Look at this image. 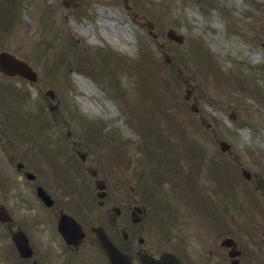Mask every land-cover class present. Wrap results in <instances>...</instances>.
<instances>
[{"label": "rangeland", "instance_id": "rangeland-1", "mask_svg": "<svg viewBox=\"0 0 264 264\" xmlns=\"http://www.w3.org/2000/svg\"><path fill=\"white\" fill-rule=\"evenodd\" d=\"M80 1L66 7L62 0H19L10 13L12 32L5 26L0 29V40L6 38L7 48L26 59L38 75L31 84L12 83L25 92L24 101L19 102L17 94L14 98L18 111L21 108L31 117V123L23 122L22 126L27 135L30 133L25 140L32 137L37 144L28 140L25 145L27 150L33 149L32 164L38 156L46 159L47 167L58 163L69 166V157L58 143L67 131L83 143L78 149L87 148L92 158L99 155L101 159L103 154L92 145V123H97L96 129L104 124V144L116 141L118 145L106 150L117 156L133 157L139 154L138 149L158 152L165 149L159 144L167 137L171 148L176 145L181 151L171 154V172L175 171L171 207H175L169 212L168 204L161 214L168 217L169 212L172 218H180L181 224L189 223L188 203L195 197L189 194L192 182L202 186L208 199H218L222 198L220 189L246 182L240 167L252 168L254 155L264 165V0H216L217 7L209 15L193 7L201 0H128L135 17L125 10L122 0ZM24 3L26 6H21ZM148 21L156 25V39L148 34ZM168 28L183 37L181 43L167 38ZM114 37L113 44L108 42ZM99 45L120 54H96ZM164 54L169 55V62ZM152 59L156 64L143 72ZM100 61L105 67L98 65ZM254 84L260 87L259 94ZM47 90H52L53 96ZM191 104L197 106L196 112L190 109ZM114 130L117 139L111 135ZM152 133L157 135L152 137ZM220 140L229 143L227 150H220ZM17 142L15 138L16 149L23 150ZM168 150L167 145L166 153ZM225 159L233 163L232 168L242 162L239 169L233 168L238 179L231 183L226 178L222 183L216 173ZM186 160L187 166L183 165ZM117 164L111 172H123ZM164 165L155 164L150 169ZM192 168L193 178L186 176L185 180L183 174ZM255 177L247 184L252 186L251 182L258 180ZM261 191L254 189L257 197ZM231 197L248 211L246 192H235ZM179 210L181 216L176 215Z\"/></svg>", "mask_w": 264, "mask_h": 264}, {"label": "flooded vegetation", "instance_id": "flooded-vegetation-1", "mask_svg": "<svg viewBox=\"0 0 264 264\" xmlns=\"http://www.w3.org/2000/svg\"><path fill=\"white\" fill-rule=\"evenodd\" d=\"M14 6L0 0V28ZM6 45L1 39L0 51L9 50ZM16 81L26 80L0 72V264H112L101 237L132 264L166 251L185 264H264V190L260 197L250 191L244 212L230 197L236 186L226 198L222 190V199H208L202 186L192 182L189 194L196 201L189 203V223L183 227L174 218L162 221L146 188L134 185L129 174L100 167L87 151L77 149V139L68 144L77 153L70 168L32 169L28 151L14 143L15 138L17 145L27 143L7 104L15 90L25 96L13 86ZM253 177L258 180L251 182L252 189H264V180L250 170L247 180Z\"/></svg>", "mask_w": 264, "mask_h": 264}, {"label": "water", "instance_id": "water-1", "mask_svg": "<svg viewBox=\"0 0 264 264\" xmlns=\"http://www.w3.org/2000/svg\"><path fill=\"white\" fill-rule=\"evenodd\" d=\"M168 36L169 37L173 36L171 30L168 31ZM177 39L180 40L179 37H177ZM0 70L7 72L9 74L18 73L32 79L35 78L34 71H32V69L27 63L14 57L9 53L0 54ZM225 147L226 144L224 142H221V148H225ZM145 263L146 264H180L176 261L174 257H170V256H164V257L162 256L158 260H147Z\"/></svg>", "mask_w": 264, "mask_h": 264}, {"label": "bare ground", "instance_id": "bare-ground-1", "mask_svg": "<svg viewBox=\"0 0 264 264\" xmlns=\"http://www.w3.org/2000/svg\"><path fill=\"white\" fill-rule=\"evenodd\" d=\"M103 33H104V36H105V37H107V38L109 37V35H108L106 32H103ZM109 40H110V39H109ZM110 41H111V42H114V41H116V38L114 37V39H111ZM80 84H81L82 87H83V86L85 87L84 81H80Z\"/></svg>", "mask_w": 264, "mask_h": 264}]
</instances>
